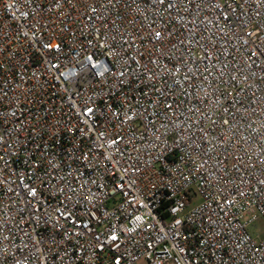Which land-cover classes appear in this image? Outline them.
Returning a JSON list of instances; mask_svg holds the SVG:
<instances>
[{
	"label": "built area",
	"instance_id": "built-area-1",
	"mask_svg": "<svg viewBox=\"0 0 264 264\" xmlns=\"http://www.w3.org/2000/svg\"><path fill=\"white\" fill-rule=\"evenodd\" d=\"M259 219L264 0H0V264H264Z\"/></svg>",
	"mask_w": 264,
	"mask_h": 264
},
{
	"label": "rangeland",
	"instance_id": "rangeland-1",
	"mask_svg": "<svg viewBox=\"0 0 264 264\" xmlns=\"http://www.w3.org/2000/svg\"><path fill=\"white\" fill-rule=\"evenodd\" d=\"M199 202V198L195 199L194 204H197ZM251 233L259 232L261 233V238H264V221L262 219H259L250 229Z\"/></svg>",
	"mask_w": 264,
	"mask_h": 264
}]
</instances>
